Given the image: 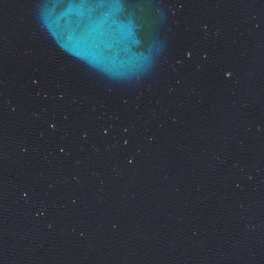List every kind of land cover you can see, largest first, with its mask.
<instances>
[{
    "label": "water",
    "instance_id": "1",
    "mask_svg": "<svg viewBox=\"0 0 264 264\" xmlns=\"http://www.w3.org/2000/svg\"><path fill=\"white\" fill-rule=\"evenodd\" d=\"M0 264H264V0H0Z\"/></svg>",
    "mask_w": 264,
    "mask_h": 264
}]
</instances>
